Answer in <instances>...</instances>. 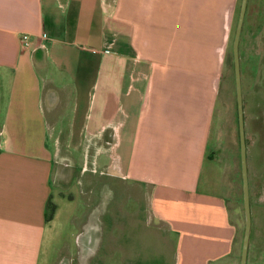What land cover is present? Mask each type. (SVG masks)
<instances>
[{
    "label": "crops",
    "instance_id": "0c3cea01",
    "mask_svg": "<svg viewBox=\"0 0 264 264\" xmlns=\"http://www.w3.org/2000/svg\"><path fill=\"white\" fill-rule=\"evenodd\" d=\"M237 2L0 0V264L49 259L66 178L61 141L85 139L93 171L70 213L77 246L64 239L54 264L235 257L238 212L209 137ZM249 11L247 0L243 28ZM257 30L264 37L263 23ZM63 90L59 109L54 92ZM107 149L112 163L103 165Z\"/></svg>",
    "mask_w": 264,
    "mask_h": 264
},
{
    "label": "rangeland",
    "instance_id": "374dc122",
    "mask_svg": "<svg viewBox=\"0 0 264 264\" xmlns=\"http://www.w3.org/2000/svg\"><path fill=\"white\" fill-rule=\"evenodd\" d=\"M240 1L237 2L234 18L231 23L227 47L223 51V61L221 76L218 84V97L213 113L211 125V134L209 137V158L214 160L216 167L221 172L223 192L228 198L229 208L236 209L239 218V227L237 229V240L235 245V257L227 262L220 264H240L241 246L244 233L245 215L243 200V183L240 159V139L238 130L237 116V97L236 80L233 61V39L238 19ZM256 4L250 0V11L260 12L259 15L250 16L247 13L244 28L242 27L239 40V70L240 83L243 101L244 114V132L246 142V161L248 192L251 212L250 243L248 245V256L246 264H264V37L258 32L262 23L264 24V0ZM247 12V11H246ZM245 20V18H244ZM244 23V22H243ZM257 30V32H256ZM65 91H55L56 98L59 97V109L62 106L63 95ZM94 90L90 94L91 103L93 102ZM96 117L93 110L86 113V122ZM66 120L64 121V124ZM61 123L56 128L54 136H60L62 140L63 133ZM88 132H85V138ZM77 140L72 145L61 143L64 157V169L66 172L65 185L60 189L65 200L56 194L55 204L56 214L52 223L54 227V237L51 244L52 252L44 264H54L58 262V249L65 239L71 247L77 246L76 230L72 224L76 218H71L70 213L74 211L76 215L77 199L81 197V188H84V180L91 177V158L94 145L87 144L86 155H84V145ZM103 145H108L104 143ZM110 149L100 155L99 161L103 165L112 163L109 156ZM89 154V155H88ZM81 167L82 171H81ZM81 171V172H80ZM86 171V172H85ZM85 172V173H84ZM94 173V172H93ZM83 181V182H81ZM234 213V212H233ZM232 215V214H231ZM160 254H162L160 252ZM164 256L166 263L170 262L172 250L169 246L165 248ZM157 256L153 247L150 249L151 259ZM158 260V259H157ZM64 261L62 260V263ZM76 264V261H66V264ZM117 259H108L104 264H119Z\"/></svg>",
    "mask_w": 264,
    "mask_h": 264
},
{
    "label": "water",
    "instance_id": "95a60500",
    "mask_svg": "<svg viewBox=\"0 0 264 264\" xmlns=\"http://www.w3.org/2000/svg\"><path fill=\"white\" fill-rule=\"evenodd\" d=\"M246 5H247V0H241L237 24L234 32L233 45H232L235 80H236L237 116H238V130H239V139H240V159H241L244 215H245V225H244V233H243L242 246H241L240 264H246L247 261L250 228H251V212H250V202H249V192H248L247 161H246V142H245V132H244V114H243V101H242L240 70H239V40H240V34L243 25Z\"/></svg>",
    "mask_w": 264,
    "mask_h": 264
},
{
    "label": "built area",
    "instance_id": "2783aa9c",
    "mask_svg": "<svg viewBox=\"0 0 264 264\" xmlns=\"http://www.w3.org/2000/svg\"><path fill=\"white\" fill-rule=\"evenodd\" d=\"M19 41L23 48H27L30 45L28 34H22L19 38Z\"/></svg>",
    "mask_w": 264,
    "mask_h": 264
}]
</instances>
